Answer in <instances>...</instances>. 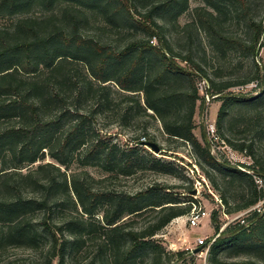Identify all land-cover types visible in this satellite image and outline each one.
I'll return each mask as SVG.
<instances>
[{"label":"trees","instance_id":"trees-1","mask_svg":"<svg viewBox=\"0 0 264 264\" xmlns=\"http://www.w3.org/2000/svg\"><path fill=\"white\" fill-rule=\"evenodd\" d=\"M222 1L208 0L211 10L195 6V22L214 42L241 49L254 58L259 44L264 57L263 18L255 21L246 8L243 15L250 36L246 40L230 37L222 30L224 17H219ZM240 1L247 7L246 0ZM39 3L48 8L61 4L60 11L0 25V246L36 249L47 238L44 263L67 264V257L90 234L97 233L96 252L82 264H141L144 258L146 264H162L163 249L153 237L173 218L188 214L195 200L183 206L179 192L167 186H150L131 196L105 195L92 190V177L84 169L95 167L112 175L151 169L172 176L179 169L171 160L139 146L155 142L153 137L144 142L138 139L134 146L125 148L88 137L86 118L81 114L83 104L88 101L95 105L91 114L109 109L112 83L125 91L123 97L128 104L121 112L123 120L139 113L157 119L167 137L191 146V154L201 168L202 163L212 165L229 184L247 187L246 198L225 214L242 211L264 198L250 172L218 162L210 153L208 141L201 143L193 133L197 81L194 72L176 62L179 56L173 52L163 26L165 17L176 19L187 10L188 0H0V18L7 20ZM100 20L109 34L86 33L91 23ZM115 28L131 36L126 37L125 44L115 46L106 38ZM138 28L143 36L133 34ZM182 59L193 64L199 77L209 82L211 92L216 94L214 99L222 101L216 131L234 148L254 155L253 142L233 143L222 126L231 106L264 105V62L262 66L254 62L249 77L215 82L193 61L191 50ZM184 81L186 85L182 86ZM247 84L259 87L261 97L251 92H222ZM82 146L85 148L80 151ZM158 147L165 155L163 147ZM45 156L55 162L44 161ZM74 160L84 170L67 174ZM242 165L264 177L263 167ZM205 175L218 190L207 171ZM182 189V193H189L193 186L190 183ZM64 209L71 213L60 216ZM39 210L43 212L41 222H34L31 214ZM142 213H151L152 218L141 227H126V219ZM216 218L214 212L212 221L218 233ZM249 221L248 226L227 224L221 230L211 243L212 264H227L217 258V253L232 246L237 254L250 249L253 257L264 260V220L253 210ZM183 253L179 251L178 255ZM234 264L258 263L245 259Z\"/></svg>","mask_w":264,"mask_h":264},{"label":"rangeland","instance_id":"rangeland-1","mask_svg":"<svg viewBox=\"0 0 264 264\" xmlns=\"http://www.w3.org/2000/svg\"><path fill=\"white\" fill-rule=\"evenodd\" d=\"M246 2L247 7H244L240 0H223L220 3L222 10L219 13V17H224L222 30L230 37L246 40L250 36L251 29L246 23V15H243L246 8L248 14L255 21L263 18L264 22V0H246ZM195 6H204L211 10L208 0H188V8L185 12L176 19L168 16L169 20L165 17L166 19L163 23L165 35L172 46V50L179 56L175 58L176 62L179 66L194 72L195 81L200 78L199 72L192 63L182 59V56L189 50H191L193 61L204 69L208 78L215 82H236L247 76L249 77L253 73L255 69L254 62L258 61L262 66L264 62L263 48L259 47V44L257 46V55L254 58L250 53H243L241 49L228 48L225 43L214 42L206 30L195 22V16L192 11ZM60 7L61 4H56L50 8L40 3L34 4L25 12L15 14L7 20L0 18V25L13 22L20 17H42L49 13H59ZM103 26L104 23L101 20L91 23L86 33L105 36L109 33L106 29H103ZM107 28L110 27L108 26ZM112 33L111 36L106 38L112 41L111 43L115 46L125 44L124 42L131 37L126 36L128 34L123 29L115 28ZM133 34H136L135 36H143L139 28ZM124 37H128V39ZM152 42L156 43L157 41L152 39ZM185 85L186 82H182V86ZM111 89L112 104L109 109L91 114V110L95 108V105H91L88 101L83 104L84 109H81V114L86 118L84 127L89 130V133H87L88 137L91 135L94 141L99 138L106 142L116 143L121 148L134 146V141L138 139L144 142V140L153 137L155 142L163 147L162 150L165 151V155L153 152L146 144L139 143V146L143 145L144 148L153 152L157 157L171 160L177 164L179 169H176V176L157 173L151 169H139L131 175H112L104 173L95 167H86L84 169L88 170L89 175L92 177L90 181L92 190L110 196L125 194L131 196L150 186H167L172 187L171 190L174 192H179L181 205L187 206L192 199L195 200L191 204V209L196 207V209L201 208L206 212V215L197 225L191 226L187 223V214L177 216L155 234L153 240L163 249L160 259L162 264H212L211 244H200L198 239L208 238L216 234L214 230L215 223L212 221L214 212L217 213L216 222L220 224L217 234L227 224H230L228 226H234L233 224L248 226L253 210L241 216L238 215L243 210L231 214L224 213L246 198L248 194L247 187L244 184H229L227 177L212 165L202 163L203 168H201L191 154V146L188 143L167 137L163 133L161 124L157 119L147 116L145 113H139L129 118V120L128 118L123 120L121 112L128 104L123 97L125 91L119 90L113 83L111 84ZM261 91L259 87L247 84L235 85L228 89H223L222 92L224 94L228 92H251L254 95H260ZM139 96L142 102V94ZM198 96L193 116V133L196 138L201 143L208 141L210 153L218 162L236 165L241 170L250 172L253 178L254 176L259 177L261 184L259 185L260 187L256 186L261 188L264 193V177L260 173L248 170L245 165H242L255 163L256 168L260 166L264 168V105L249 106L248 104L237 103L231 106L223 121L222 131L233 143L246 144L253 142L254 155H248L245 149L239 150L228 144L220 133L216 131V119L222 102L221 99H213L208 105V109L204 111L205 106L199 94ZM208 123L214 124V134L217 139L206 135ZM84 148L82 146L80 151H83ZM197 160L201 162L200 159ZM44 161L55 162L49 156H45ZM84 169H81L74 160L69 166L67 174L70 172L78 173ZM205 171L217 184L218 190L214 188L210 179L205 175ZM190 183L193 186V190L189 193H182V187ZM222 194L226 198L227 203L224 202ZM260 200L264 201V198ZM78 211H80L79 208ZM257 212L264 220V202L260 211ZM69 213L71 211L64 209L59 215L67 216ZM42 215L43 212L39 210L31 214V218L34 222H41ZM96 217L100 218V214H97ZM151 218V213L132 216L125 220L126 227H141ZM241 218H244L243 223L240 222ZM229 220L230 223H228ZM98 241L99 235L97 233L90 234L85 242L67 257V264L84 263L96 252ZM48 242L47 238L43 239L36 249L18 247L12 244L1 245L0 264H45L44 250ZM235 249V246L226 247L217 253V258L227 264L238 263L245 259L255 260L258 264H264V260L256 259L251 255L250 249L244 248V251L239 254L236 253ZM196 250L198 251L196 252ZM179 251L184 252L182 256L178 255ZM146 263L147 258H144L141 264Z\"/></svg>","mask_w":264,"mask_h":264},{"label":"built area","instance_id":"built-area-1","mask_svg":"<svg viewBox=\"0 0 264 264\" xmlns=\"http://www.w3.org/2000/svg\"><path fill=\"white\" fill-rule=\"evenodd\" d=\"M196 88H197V92L200 95L201 101L205 106L204 111H206L208 109V105L210 104V102L216 97V94H213L211 92L210 89V85L209 82L206 80V78H199L196 82ZM215 128H214V124L213 123H208L206 126V135L207 136H213L215 139L216 135L214 134ZM254 182L255 184L260 187L259 185L261 184V180L259 177L254 176ZM264 201L259 200L256 204H254L253 206L244 209L242 212H240V214L238 216H241L245 213H248L252 210H256V211H260L261 205ZM206 215V212L204 210H202L201 208L196 209V207H194L193 209L190 210V212L187 214L186 216V221L189 225L191 226H195L197 225L200 220ZM240 222L243 223L244 222V218L240 219ZM228 223H230V220L228 221ZM218 236V234H214L212 236H209L208 238H199L198 242L200 244H211L215 238Z\"/></svg>","mask_w":264,"mask_h":264},{"label":"water","instance_id":"water-1","mask_svg":"<svg viewBox=\"0 0 264 264\" xmlns=\"http://www.w3.org/2000/svg\"><path fill=\"white\" fill-rule=\"evenodd\" d=\"M146 145L149 146L150 149H151L153 152H155V153H158V152L160 151L158 145H157L155 142H148ZM197 251H198V250H196V252H197Z\"/></svg>","mask_w":264,"mask_h":264}]
</instances>
